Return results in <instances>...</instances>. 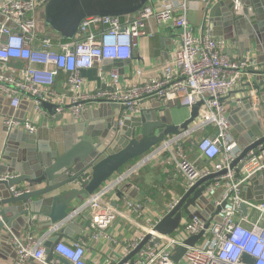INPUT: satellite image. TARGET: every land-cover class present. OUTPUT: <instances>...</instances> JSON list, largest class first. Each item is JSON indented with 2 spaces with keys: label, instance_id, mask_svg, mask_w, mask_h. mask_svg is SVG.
<instances>
[{
  "label": "built area",
  "instance_id": "built-area-1",
  "mask_svg": "<svg viewBox=\"0 0 264 264\" xmlns=\"http://www.w3.org/2000/svg\"><path fill=\"white\" fill-rule=\"evenodd\" d=\"M191 1L203 8L211 2L153 0L152 6L124 19L87 16L72 39L57 41L38 34L37 17L41 5L38 0H0V95L10 98L14 109L28 99L34 105L35 115L45 114L42 104L48 103L55 106L56 116L66 115L78 121L85 112L102 103L118 104L122 107L118 116L122 125L130 115L142 114L144 105L151 100L159 101L163 107L175 105L190 110L198 105L199 115L188 134L165 142L151 159L170 152L176 169L184 177L185 192L199 181L216 175L202 193L213 210H208L201 198L195 206L199 213L207 211L206 220L182 214L176 230L162 235L155 230L156 225L177 207L183 196L174 198L163 213L147 198L135 201L123 196L118 202L111 203L109 194L137 171L129 169L87 200L73 205L67 223L77 220L83 225L86 223L87 229L70 243L60 241L49 263L45 239L36 236L35 223L31 219L22 238L13 240L17 251L14 264H26L30 258L38 264H93L90 246L101 241L108 249L110 245L114 246L107 264H264V202L250 201L243 193L250 177L264 171V160H251L242 176L236 177L231 165L241 150L229 120L228 104L230 93L242 84V93L253 95L252 78L256 77L255 72L264 71V63L258 65L250 56L243 61L231 59L224 42L192 26L187 19ZM232 2L233 10L241 12V0ZM150 21L158 25L172 23L175 27L180 42L172 62L163 65L159 73L149 79L145 77L146 67H137L133 81L114 69L106 87H89L82 71L101 68L105 61L131 62L139 40L152 36L147 29ZM10 23L15 27L9 26ZM19 61L25 64L21 67L14 64ZM62 75L65 76L66 91L59 93L55 83ZM5 125L9 132L18 130L34 134L38 129L31 116L23 120L7 117ZM190 133L202 135L196 142L198 158L193 161L183 152V139ZM173 144L177 147L176 152ZM199 160H205L208 166L200 168ZM16 176L2 175L0 180ZM90 179L87 173L82 182ZM218 191L221 192L215 197ZM250 209L255 212L253 219L249 217ZM119 219L131 222L142 232L130 244L123 245L109 232ZM67 223L51 227L50 233H59ZM201 233L202 239L194 246L186 245L187 240ZM147 236L150 237L148 242L129 259ZM181 247L186 248V253L175 262L173 256ZM116 250L118 255H115Z\"/></svg>",
  "mask_w": 264,
  "mask_h": 264
},
{
  "label": "water",
  "instance_id": "water-1",
  "mask_svg": "<svg viewBox=\"0 0 264 264\" xmlns=\"http://www.w3.org/2000/svg\"><path fill=\"white\" fill-rule=\"evenodd\" d=\"M84 2V0H80ZM77 0H38L45 9L46 26L61 34L75 35L80 23L87 16H111L118 17L122 14L136 13L147 7L151 0H121L112 6L109 0H97L94 8L89 13L83 12L72 24L71 30H66L57 13V3L77 2ZM89 0H86V2ZM253 1L254 16L257 21L262 17L260 5H264V0L258 3ZM84 2V4L86 3ZM215 4V3H214ZM212 4V5H214ZM242 15H236L233 9L232 0H218L215 6H211L208 12V29L211 35L224 36L231 39L232 24L238 26V31L242 27L246 29L249 25L248 18L253 15L250 0H241ZM260 4V5H259ZM222 7L223 15L220 16L219 9ZM225 12V13H224ZM65 23H67L65 21ZM9 26L15 27L13 24ZM251 39L255 41L256 48L263 54L264 48L260 46L258 34L264 31V26H248ZM258 33L253 35V33ZM264 63V54L261 57ZM120 61H105V64H118ZM254 89L258 90V96L264 94V71L255 72ZM261 87V88H260ZM264 100V97L261 96ZM251 98L242 99V103L232 107L229 113V120L233 127L237 143L241 150L240 155L231 165L236 168L237 177H240L245 166L253 159L261 160L264 158V106L258 105L259 111H254ZM252 101V102H251ZM11 103V99H7ZM159 108L162 107L158 103ZM34 105H31L33 112ZM42 109L50 114L55 123L64 119V115H57L55 106L43 103ZM122 107L118 104H100L98 111L94 114L102 116L104 112L111 111L110 125L112 131L105 135L99 134V128H90V125H75L71 119L69 125L54 127L53 129L43 128L37 135L22 131H13L8 135L5 148L0 152V176L5 174L17 173L16 177L0 180V251L4 252L13 248L14 239H21L23 230H27L33 215H37V221L45 224L46 227H53L58 224L67 223L70 211L74 204L81 203L93 195L99 188L106 185L124 168L128 167L132 161L141 160L131 170H137L146 164L153 157V150L162 146L165 142L175 137H181L189 131L199 115V106L191 110V116L181 124L173 122L170 108L167 106L163 116L158 112H144L138 117L126 119L123 126L119 121L114 122L115 117L119 116ZM4 112V115L12 116ZM160 111V110H159ZM13 113V115H14ZM91 114V113H90ZM249 114L260 116L263 124L257 119H250ZM88 115V114H87ZM86 115V116H87ZM15 117V116H14ZM84 117V116H83ZM49 120V119H48ZM109 126V125H108ZM110 127V126H109ZM90 174L91 179L85 182L83 178ZM216 175H212L199 181L193 188L187 191L177 207L167 214L157 225L155 230L162 235L172 234L178 227L182 214L190 218L195 216L204 220L207 218V211L199 213L195 206L199 198L208 205V210H213V206L208 200L202 197L203 191L212 182ZM249 181L251 185L246 187L247 199L250 201L264 202V171L253 174ZM82 182V185H79ZM25 187V188H24ZM23 190L27 192L17 196ZM132 198H136L139 189L133 183L123 184L119 196L122 197L123 191H129ZM221 191L214 194L216 197ZM245 214L247 208L242 206ZM220 221V220H219ZM208 227V225H207ZM56 235L53 239L45 242L47 248V262L54 257L55 246L62 241L65 230ZM203 233L192 237L186 241L187 246H194ZM150 239L147 236L139 247L134 250L129 259H132L144 247ZM159 241V240H157ZM186 253V248H178L173 259L179 262ZM30 261L34 262L33 258Z\"/></svg>",
  "mask_w": 264,
  "mask_h": 264
},
{
  "label": "crops",
  "instance_id": "crops-1",
  "mask_svg": "<svg viewBox=\"0 0 264 264\" xmlns=\"http://www.w3.org/2000/svg\"><path fill=\"white\" fill-rule=\"evenodd\" d=\"M261 1L262 0H258V3H260ZM217 2L218 0H211L210 4L207 7L203 8L191 1L189 3L190 9L187 12V19L189 23L196 28L202 29L204 33L211 35V30L208 29L210 25L208 22V19H209L208 12H210L209 10H211V8L215 6ZM250 2H251L250 8H251V11L253 12V15L250 18H248L249 25H251L252 27L253 26L260 27V25L264 26V18H260V21H257L256 16L253 17L254 16V10H253L254 3L252 0H250ZM153 4H154L153 0H151L150 2L147 3V7L150 5L152 6ZM222 9L223 8L220 7V9L218 10L220 13V16L223 15ZM259 9L260 11L263 12L264 5L261 4ZM131 14L132 13H129V14L125 13L118 17L120 19H124L125 16L131 15ZM236 15L241 16L242 13L236 12ZM261 16L262 17L264 16V12L262 13ZM43 17H45V9L42 5H39L38 19L43 18ZM249 25H246V29L245 28L243 29L241 27L240 30L238 31V26L235 23L232 24L231 25L233 29L231 32L232 37L229 40L226 39L224 36H214V35H211V36L217 38L219 41L224 42V44L226 45V53L231 59L237 60V61H243L245 58L248 59V57L250 56L252 59L255 60V62L258 65H262L263 63H261V60H262L261 57L264 53L262 54L256 48L257 46H256L255 41L251 39V35L248 31ZM45 27L44 25L43 26L38 25V34L40 36H48L57 41H69L76 35V34L75 35L61 34V33H57L58 35H50L49 33H47ZM147 29H148V32L152 33V36L141 38L139 40L138 48L134 51V57L131 62L118 63L116 65L115 64L107 65L104 62L101 68H94V69L82 71V76L86 79L88 86L96 88V89H102L106 87L107 84L109 83L108 76L110 72L114 69H118L120 71V74L123 77L124 75H126L127 78L132 79L133 81L136 78L135 76L136 69L137 67L140 68V66L146 67L145 77L149 79V78L155 77L159 73L163 65H166L167 63L172 62L175 51L178 48L179 42H180L177 31L175 27L173 26V24L167 23L163 25H158L155 21H150L147 25ZM257 34L258 33H255V32L253 33V35H257ZM258 35H259L258 38H260L259 39L260 46L264 48V31L260 32V34ZM14 64L21 67L25 63L19 61ZM252 79L255 80L254 77ZM64 83H65L64 75H62L56 80L55 89L59 93H64L66 91ZM242 86L243 84L240 85L239 89L230 93L228 97V104L230 105V110L232 107H235L241 104L243 101L242 99L250 97L251 98L250 100L253 101V104L255 106L254 111L258 112L259 111L258 105L264 106V100L261 99L262 98L261 96L264 97V94L261 93L258 96L259 91L255 90L253 87L254 89L253 95L246 96L242 93V90H243ZM261 87H264V86H261ZM7 99L8 97L4 95H0V152L5 148L8 135L12 133V131L11 132L8 131L5 125V119L7 117L15 116L16 119L23 120L24 118H28L31 116L35 126L38 128L37 132L34 133V135H37L39 131L43 128L53 129L54 127H58V126L62 127L65 125H69L71 122L72 118L66 115L64 116V119H62L59 123H55L53 118L47 112L43 115H38V114L35 115L34 112H31V105H32L31 100L24 99L20 107L17 109H14L11 106V103L10 104L7 103ZM158 103L160 102L156 100L148 101L144 105L143 113L144 112L150 113V112L156 111L158 112V115L163 116L164 114L163 112L165 111L166 107H163V105L161 104L162 107L159 108ZM99 107L100 105L91 108L90 110H88L87 112L83 114L84 117L82 116L78 121L74 120L75 125H79L82 123L84 125L89 124L90 128H95L94 131L99 128L98 129L100 131L99 134L105 135L108 132L110 133L112 131V127L109 123L111 119L109 113H111V111L108 110V114L105 111L104 114H102V116L98 114H94L96 111H98ZM169 108L172 114L173 122L175 124L184 123L191 116V110L188 108H183V107L175 106V105H171ZM11 109L16 110L15 113L12 112V116L4 115V112L6 111L10 113ZM249 115H250L249 116L250 119H253V120L257 119L260 123L263 124V119L259 115L258 116L256 115V117L251 114ZM138 116L130 115L129 117L125 118L124 121L131 117H138ZM113 119H114V122L118 121V117H115ZM123 123L122 125H120L121 127L123 126ZM263 130H264V127H263ZM201 137L202 135L198 133L193 134V136L190 133L189 136L184 137L183 139L184 151L183 152L185 153L186 158L192 161L198 158L196 142ZM235 137L237 139V136ZM172 148L173 149L175 148V151L173 150L174 152L177 151V147L175 146V144L172 145ZM261 160H264V158H262ZM164 161L166 160L165 159L160 160L157 163H154L153 165L146 167L148 169L141 175V179L142 178L145 179L146 184L152 185L155 188L153 196H148L146 191H144L140 186L134 184L132 182V177H131V179L126 181L125 183L127 182L133 183L134 187H137L139 189L138 195L136 196V198H132L130 196L131 190H129V191H123L122 197L128 196L130 199L135 200V201L145 200L146 198L151 199L152 202L154 203L153 206L156 210L161 211L162 213L165 212L167 209V206L173 201L174 198L182 197L186 192L184 190V185H185L184 177L180 175V173L177 171L175 164L171 162L169 163L164 162ZM135 163L136 161H132L131 164L128 165V167L124 168L119 174H123L129 171L130 167L131 168L134 167L133 165ZM198 165L200 168L208 166L205 160H199ZM144 167H142V169ZM155 168L157 169L153 171ZM234 170H235V174L237 177L238 173H237L236 168H234ZM138 171L139 169L136 171V173ZM12 174H17V173H12ZM117 175H115L110 180V182L115 181V178L117 177ZM250 185H251V182L249 181V183L244 187V190H243L244 196L246 198L248 194L245 192V189L246 187ZM122 187L123 185H120L118 188L114 189L109 194L108 200L111 203L119 201L120 199L119 193ZM74 205H79V203L74 204ZM135 217L136 216L133 215V218ZM249 217L251 219L255 217V212L252 209H250L249 211ZM36 219H37V215H33L32 220H34V223H35L34 229L36 232V236L41 239H45L44 242H48L54 237H56V235L62 233L61 232L62 230H61L59 233L51 234L50 233L51 227H46L45 224L39 223ZM143 222L145 221L143 220ZM86 229H87L86 223H84L83 225L80 221H77V220L75 221V223L69 222L65 225V228H63V230H65V236L63 237L62 241L70 243L74 239L80 237L86 231ZM109 232H111L114 235V237L119 242H121L123 245L130 244V241L135 236H139L142 233L131 222L124 221L123 219H119L117 223L109 229ZM25 233H26V230H23L22 234L24 235ZM113 248L114 246L110 245L108 249V246L104 245L103 241L94 243L92 246H90V262H92L93 264H107L110 261V257H112ZM118 254L119 252L116 250L115 255H118ZM16 258H17V251L14 246L13 248H10L9 250H6L4 252L0 251V264H14ZM26 264H38V263L36 262L33 263L30 260H28Z\"/></svg>",
  "mask_w": 264,
  "mask_h": 264
},
{
  "label": "rangeland",
  "instance_id": "rangeland-1",
  "mask_svg": "<svg viewBox=\"0 0 264 264\" xmlns=\"http://www.w3.org/2000/svg\"><path fill=\"white\" fill-rule=\"evenodd\" d=\"M80 0H77V2H79ZM96 1L97 0H89L86 2V0H84V2H86L84 4V2H81L79 4H77V2H65V3H57V13H58V16L60 17L61 19V22L63 21V26L64 27H67L65 28L66 30H71V24L79 17L85 13H89L91 12V10L94 8L95 4H96ZM110 3L112 4V6L116 5L117 3H121L122 1L121 0H109ZM65 21L67 23H65ZM37 22H38V25H44V27L46 26V17H43V18H40L38 19L37 17ZM53 27V26H52ZM51 26L49 27L47 25L46 28V31L47 33H49L50 35H58L57 33H59L58 31L54 30ZM60 35V34H59ZM162 148V146L160 147H157L155 148V150H153L154 152L157 151L158 149ZM175 151V148L173 149ZM153 152V153H154ZM165 159L166 161L164 162H171L174 164V158H173V155L170 154V152H166V153H162L160 155H156L152 160H150L149 162H147L146 164L142 165L140 168L142 169V167H144L143 169H145L146 167L148 166H151L153 165L154 163H157L158 161L160 160H163ZM141 160H138L136 161V163L133 165H137ZM149 163V164H148ZM140 168L139 171L141 170ZM137 169V170H138ZM157 168H155L153 171H155ZM178 171V170H177ZM181 175V174H180Z\"/></svg>",
  "mask_w": 264,
  "mask_h": 264
},
{
  "label": "trees",
  "instance_id": "trees-1",
  "mask_svg": "<svg viewBox=\"0 0 264 264\" xmlns=\"http://www.w3.org/2000/svg\"><path fill=\"white\" fill-rule=\"evenodd\" d=\"M148 168L142 169L140 171H138L137 173H135L132 176V182L138 186H140L144 191H146L148 196H153L154 195V190L155 188L152 185H148L146 184V180L145 179H141V175L142 173H144ZM153 172V171H152Z\"/></svg>",
  "mask_w": 264,
  "mask_h": 264
}]
</instances>
